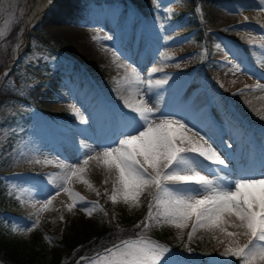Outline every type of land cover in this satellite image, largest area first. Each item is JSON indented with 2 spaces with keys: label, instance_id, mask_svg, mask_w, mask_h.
Listing matches in <instances>:
<instances>
[{
  "label": "rangeland",
  "instance_id": "374dc122",
  "mask_svg": "<svg viewBox=\"0 0 264 264\" xmlns=\"http://www.w3.org/2000/svg\"><path fill=\"white\" fill-rule=\"evenodd\" d=\"M31 1L0 0V49L6 47L14 52L25 39L8 77L11 85L28 98L31 118L26 135L16 138L13 148L0 150V178L5 193L15 199L4 205L0 219L4 214L9 216L10 229L17 228L15 234L20 240L29 241L38 230L45 243L54 245L56 238L72 234V220L80 224L91 217L80 204L70 211L68 205L78 197H69L61 191L38 216L39 223H45L48 231L39 225L27 231L32 221L28 215L33 213V220L37 219L40 207V204L33 207V203L55 195L50 179L57 185L62 183L63 170L59 163L80 162L79 154L84 151L81 144L101 151L100 144L111 139L124 125L127 110L117 101L109 100L99 87L103 45L112 47L146 79L152 68L160 69L152 74L153 80L170 76L169 88L175 87L177 93L174 99L166 98L170 89L166 97L152 92L143 98L150 106L159 107L161 114H178L177 119L183 118L189 127L196 126L194 130L230 159L234 176L243 168H253L256 160L260 166L262 156H258V146L253 142L257 136H264V131L256 125L252 126L256 131H246L240 125L243 121L248 125V112H254L250 98L259 80L249 71L264 73V48L260 47L264 45V9L258 6L259 0H60L57 9L50 2L39 14L34 9L38 0ZM220 11L230 15L225 28H233L231 31H221L220 22L216 21ZM66 13H77L78 23L86 29L82 32L66 29L64 25L70 26L69 23L60 21ZM12 30H15L14 40ZM109 36L112 39H106ZM197 36H203V41L199 42ZM28 41L31 47L24 53ZM72 105L87 118L88 124L80 122ZM37 159L41 162L36 163ZM46 159L53 163H45ZM82 175L92 187L76 177L70 187L86 201L98 202L94 212L100 205V197L109 200L113 177L95 160L89 161ZM150 200L146 193L140 206L131 210H145ZM160 227L174 235L175 247L149 234L124 241L141 237L158 241L171 248L172 256L180 264H198L202 259L209 264H228L219 255L226 247V241L219 242L224 240L221 233L199 229L189 241L191 225L182 231L171 224ZM240 240L246 242L245 237ZM103 254L102 251L94 254L80 264H92ZM0 264H3L1 259ZM230 264L238 261L232 259Z\"/></svg>",
  "mask_w": 264,
  "mask_h": 264
},
{
  "label": "snow or ice",
  "instance_id": "6c2138e0",
  "mask_svg": "<svg viewBox=\"0 0 264 264\" xmlns=\"http://www.w3.org/2000/svg\"><path fill=\"white\" fill-rule=\"evenodd\" d=\"M258 6L264 9V0H259ZM250 43L255 46L254 41ZM233 67L240 71L238 66ZM158 71L160 69L152 68L146 79L136 67L126 66L122 82L130 96L140 99H122V108L127 110L124 125L111 139L100 144L101 151L81 144L84 151L79 154L80 162L59 163L58 167L63 170L62 183L57 185L50 179L55 195L33 203V207L36 204L40 207L37 219L31 221L27 231L38 226L39 213L47 210L61 191L69 197H78L68 205L70 211L80 204L88 215L93 214L98 202L86 201L71 189L70 183L76 177L91 188L82 174L89 161L95 160L113 177L108 198L114 204L120 201L131 209L140 206L141 197L146 193L151 196L147 216L140 221L145 229L152 227L153 221L158 225L171 224L181 231L191 225L189 241L199 229L212 234L219 232L224 236L219 242L226 241L224 251L219 254L222 260L228 264L232 259L238 264H264V154L259 172L243 168L234 176L230 159L194 130L196 126L189 127L183 118L177 119L178 114H161L159 107L150 106L143 98L167 85L171 79L165 76L153 80L152 74ZM70 107L82 124H88L87 118L74 105ZM45 163L53 161L46 159ZM55 175L49 174L50 177ZM96 194L99 196L100 192L97 190ZM12 231L16 232L17 228L13 227ZM241 237H245L246 242L241 243ZM92 264H180V261L172 256L169 246L141 237L106 249Z\"/></svg>",
  "mask_w": 264,
  "mask_h": 264
},
{
  "label": "trees",
  "instance_id": "16d2710c",
  "mask_svg": "<svg viewBox=\"0 0 264 264\" xmlns=\"http://www.w3.org/2000/svg\"><path fill=\"white\" fill-rule=\"evenodd\" d=\"M17 28V27H16ZM14 40L15 30H12ZM2 47L0 49V72L7 62L13 57V50ZM12 51V52H11ZM8 75L0 77V146L13 145L18 135L26 133L28 118L26 114L29 107L25 96L10 85ZM9 197L4 193L0 180V208L6 204ZM97 207L89 220L75 224L71 221L72 234L56 238L54 245L46 243L36 230L29 241L20 240L15 232L10 229L9 218L0 219V259L3 264H76L80 255L92 254L105 247L111 246L124 238L135 236L139 233H151L155 237L166 240L171 245L176 244L172 235L163 227L143 228L140 221L145 220L148 207L145 210H131L124 203H113L99 198ZM144 205V203H143ZM153 213L155 210L153 208ZM33 214L28 215L33 220ZM71 218V214L69 216ZM68 217V219H69ZM154 224V225H153ZM48 231L45 223L38 224ZM139 225V227H137ZM29 250H27V248ZM50 259V260H49ZM82 260H80L81 263Z\"/></svg>",
  "mask_w": 264,
  "mask_h": 264
},
{
  "label": "bare ground",
  "instance_id": "6f19581e",
  "mask_svg": "<svg viewBox=\"0 0 264 264\" xmlns=\"http://www.w3.org/2000/svg\"><path fill=\"white\" fill-rule=\"evenodd\" d=\"M34 0H32L31 2H33ZM54 1V3H53ZM60 0H38V5L36 7H34V9L36 10V13L39 14L40 13V9L44 6L47 5L48 3L51 2V4H53V9H57L58 4H61L59 2ZM63 5V4H62ZM77 5V4H76ZM31 6V5H30ZM65 6V5H64ZM67 7L68 4L66 5ZM51 7V6H50ZM60 8H62L61 6H59ZM76 7V6H75ZM220 7V6H219ZM39 8V10L37 9ZM47 8V7H46ZM52 8V7H51ZM48 10V9H47ZM49 11V10H48ZM53 12V11H52ZM57 12V11H56ZM43 14V13H42ZM45 16V15H44ZM230 16V15H228ZM227 16V14L225 12H221L217 14L216 17V21L220 22L219 24L221 25V31L225 32V31H231L233 28H225V26L227 25V21L230 20V18ZM55 17V16H54ZM228 17V18H227ZM232 17V16H231ZM30 18V17H28ZM35 18V17H34ZM52 18V17H51ZM57 18V17H56ZM233 18V17H232ZM38 19V18H36ZM82 19V18H81ZM234 19V18H233ZM66 21L69 23L70 26L68 25H64V27L67 29L69 28L71 31L75 30L76 32H82L84 31L86 28L85 26H80L81 24H79L78 22H80V18L79 16L76 14H69L66 13L65 16L60 17V21ZM79 20V21H78ZM83 20V19H82ZM31 21V20H29ZM48 21V20H47ZM65 22V23H66ZM232 23V22H230ZM228 23V24H230ZM78 24V25H76ZM62 26V24H61ZM82 27V28H81ZM219 31V30H218ZM85 33V32H84ZM88 34V33H87ZM225 35L228 34L230 35V33H224ZM83 35V34H82ZM97 37V36H96ZM228 37V36H225ZM100 38V36H99ZM229 38H232L229 37ZM98 39V38H96ZM94 41V40H93ZM90 44V43H88ZM102 46V45H101ZM100 46V47H101ZM109 45H103L102 49H100V53L102 55V60H101V66H100V71H101V75L100 76V81L99 83L101 84V86H99L100 88H102L101 90H103V92L106 93V95L108 96L109 100H115L118 103H120V105H122V99L124 98H131V99H135V97L137 98L138 96H130L129 92L126 90V86L123 84L122 82V78L125 76L126 74V66L130 65L129 62H127L125 59H123L121 56H119V54ZM239 53L240 50L238 49ZM120 53V52H119ZM238 53V54H239ZM261 55V54H260ZM262 57V56H261ZM248 65V64H246ZM132 67V65H131ZM138 70V69H137ZM249 74L252 76H255L258 78V82L257 84L254 86V95L251 96L250 100L252 99L253 104H252V108L251 110H253L254 112H248L249 117H250V121L247 120L248 125L245 123H242L240 125H244L243 127L245 128V130L247 131L248 129H250V127L256 125V127L258 128V126H260V129L264 131V119L261 118V116H264V87H260L258 88L257 85H261L264 86V73L262 71H253L251 69V71H249ZM98 75V74H97ZM100 75V74H99ZM249 75V76H250ZM97 77V76H96ZM98 78V79H99ZM85 79V78H84ZM118 81H120V83H118ZM95 84V83H94ZM170 84L168 85H164L162 88L157 89V91H155L156 93L161 94L162 96L166 97L167 92L170 89V93L168 95V97L166 98H172L174 99L175 96L177 95L176 93V88H169ZM172 87V86H171ZM107 90L109 91V93L107 92ZM168 90V91H167ZM102 93V92H101ZM101 95V94H100ZM105 95V94H104ZM186 95V94H185ZM106 96V97H107ZM101 97V96H99ZM104 97V96H103ZM107 98V99H108ZM101 100V99H100ZM169 100V99H168ZM108 101V100H107ZM114 101V102H115ZM103 102V101H102ZM111 102V101H110ZM173 102V101H170ZM251 102V101H250ZM100 103V102H99ZM113 103V102H112ZM109 103V104H112ZM252 103V102H251ZM106 104V103H105ZM115 105V104H114ZM118 105V104H117ZM248 105V104H247ZM105 107V105H104ZM119 107V106H118ZM118 107H116L118 109ZM179 107V105L177 106ZM98 109V108H97ZM106 110V108H105ZM112 110V109H111ZM121 110V109H120ZM104 111V110H103ZM115 112V111H114ZM112 113V112H111ZM121 113V112H119ZM185 118V117H184ZM193 123V122H191ZM195 123V122H194ZM255 127V128H256ZM253 128V127H252ZM242 129V128H241ZM243 132V129H242ZM261 133V132H260ZM264 134V132H263ZM254 138V136H252ZM256 141H254V145L258 146L257 150H258V156L262 154H264V136H257V138H255ZM252 141V140H251ZM255 155V154H254ZM260 159V158H259ZM260 161V160H259ZM255 166L253 167L254 171L259 172L260 171V166L258 167L257 165V160L254 161ZM249 164V163H248ZM229 230H232V228H229ZM243 241V240H242Z\"/></svg>",
  "mask_w": 264,
  "mask_h": 264
}]
</instances>
